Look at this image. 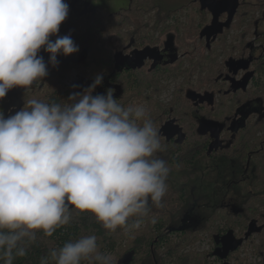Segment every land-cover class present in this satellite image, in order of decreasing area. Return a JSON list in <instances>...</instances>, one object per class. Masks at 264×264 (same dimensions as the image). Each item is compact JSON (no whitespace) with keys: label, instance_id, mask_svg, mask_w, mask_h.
<instances>
[{"label":"clouds","instance_id":"9594fccd","mask_svg":"<svg viewBox=\"0 0 264 264\" xmlns=\"http://www.w3.org/2000/svg\"><path fill=\"white\" fill-rule=\"evenodd\" d=\"M69 5L64 0H0V100L9 90L27 92L57 66V55L79 51L69 35L57 36ZM56 37L51 40L50 37ZM61 104L35 98L14 115L0 113V260L24 257L37 233L51 237L69 225L73 212L91 214L109 233L138 230L163 209L170 169L157 158L162 144L144 106L124 107L92 92ZM71 206V207H70ZM152 224L157 221L152 217ZM112 264L85 235L52 249L40 264Z\"/></svg>","mask_w":264,"mask_h":264},{"label":"flooded vegetation","instance_id":"af4514ba","mask_svg":"<svg viewBox=\"0 0 264 264\" xmlns=\"http://www.w3.org/2000/svg\"><path fill=\"white\" fill-rule=\"evenodd\" d=\"M118 1L120 0H64L69 5L68 15L75 20L98 14L102 9L114 16L128 9L132 2L126 0V6L114 5V2ZM107 4L111 7L106 8ZM156 4V9L143 13L141 18H134L137 25L143 20L142 27L120 28V31L126 34L136 33L129 37L124 47L118 45L117 32L113 28H110L111 32L103 41L96 43L99 50L103 48L106 51V58L110 60L111 71L114 73L110 71L101 75L97 71L96 75L93 73L88 77L84 76L82 68L90 57L87 47L78 46L79 51L69 56L57 55L58 63L55 67L48 64L49 54L41 49L38 55L43 56L45 64L54 69L53 73H48L27 92L23 88L9 90L5 98L0 100V113L7 119L20 111L29 99L46 102L49 97H54L49 90L51 80L57 81L64 88V91L56 93H60L63 104L73 93L86 91L97 75L102 76V83L95 88L92 95H105L108 89H113L115 99L121 94V87L114 80L116 73L125 76L156 74L157 80L167 85L168 82L181 78L172 91L176 85L183 87L184 98L192 105L188 116L193 124L187 127L171 114L160 115L158 135L163 142L181 146L194 129L195 135L206 139L207 146L205 158L196 163L193 179L186 186L188 204L179 214L178 225L180 228L201 229L207 225L215 212L237 218V223L233 225L235 228L226 227V221L213 222L212 226H219V230L213 233L200 232L199 239L193 244L194 248L189 246L187 250L206 255L207 264H264V208L259 204L250 207L246 198L248 193L253 197L264 195V186L260 185L264 177V129H260L261 126L264 128V72L259 68L264 56V33L259 32L258 20L264 3L248 0H191L188 4L184 3L180 9L168 12H162L160 5ZM240 9L248 10L246 23L238 29H233L235 14ZM215 18L216 25L222 27L216 26L217 34L208 38L206 34L203 35L204 30L213 25ZM86 23L77 19V25L82 30L85 29ZM182 24L186 27L193 26L194 33L199 30L197 41H205L203 54L195 56L186 50L187 47L183 44L185 38H182V35L189 36L188 32L185 33L186 27H181L178 34L176 27L173 28ZM168 26L170 27L166 28ZM222 32L225 35V48L216 49V61L209 62V65L222 66V70L207 87L198 89V73L201 74V80L208 70L205 68H210L199 57L211 54L212 47L219 40L217 35ZM231 35L237 37L231 40ZM183 47L185 53H180ZM163 69H166V72L160 75ZM172 91L167 101L162 99L163 91L159 96L160 102L168 103ZM187 94H190V98H187ZM201 97H204L203 100ZM139 100L147 106L144 99L136 98L132 103ZM233 105V115L228 116ZM249 123H255V132L246 136L244 129ZM166 135L170 136L168 140ZM240 141L244 142L242 147H246L241 155L238 153L240 144H237ZM233 150V156L229 157ZM172 174L174 173L168 177ZM196 182L204 185L205 190L210 192L208 203L190 205L191 190L194 188L190 189L188 186ZM181 186L176 188L180 189ZM221 193H224L222 198L219 196ZM250 209H257L256 213H249ZM187 210L191 212V217L184 214ZM170 212L164 207L162 213ZM205 241L211 248L196 249L195 244ZM126 258L128 259L120 258L114 264H124V261L130 259ZM154 264H159V260Z\"/></svg>","mask_w":264,"mask_h":264},{"label":"trees","instance_id":"16d2710c","mask_svg":"<svg viewBox=\"0 0 264 264\" xmlns=\"http://www.w3.org/2000/svg\"><path fill=\"white\" fill-rule=\"evenodd\" d=\"M157 7L158 5L155 0H132L128 9L120 11L121 14L118 13L113 16L102 9L100 13L91 15L90 17L77 18L81 22H87L84 30L77 25V19L75 20L74 17L67 15L65 21L60 25L57 36L69 35L75 45L89 49V60L86 66L82 68L84 76L88 77L89 74L92 75L93 73L96 75L98 74L97 71L101 75L109 73L112 70L110 60L106 58V51L103 48L99 50L96 43L99 40L103 41L106 35L111 32L110 28H113L117 32L118 45L124 47L129 37H133L136 33L126 34L120 31V28L123 29L130 26L142 27L143 20H140L141 24L137 25L134 18H141L143 13L150 12ZM248 14L247 9L244 11L240 9L235 14L236 20L232 28L238 29L243 23H246ZM201 22L204 21L201 20ZM250 25L251 23L249 24V28ZM175 27L176 33H180L182 29L181 25H175L173 28ZM184 30L185 33H189V36L195 37L199 34V30L196 33L193 32V26H187ZM217 37H219L218 43L212 47L211 54L207 53L199 57L207 65H209L210 61L212 63L216 61V49L225 48V35L223 32L218 34ZM50 39L55 40L56 37H50ZM211 65H209L210 68H205L208 70L201 80V74L198 73L199 83H197L196 88L207 87L222 70V66ZM259 68L264 72V56L261 58ZM165 72L166 69H163L160 75ZM111 73L114 72L111 71ZM114 76L117 85L121 87V94L116 98L118 103L124 107H128L133 106L132 100L136 98L147 101V118L152 121L157 132L160 125V115L171 114L182 124L187 125V127L193 124L192 119L188 116L192 110V105L184 98V90L181 85L175 86L172 91L171 100L165 104L160 102L159 96L168 88V85L161 81L159 82L156 74L149 75L142 73L125 76V74L116 73ZM50 84L49 90L54 97H49L46 99V102L55 100L61 103V95L60 93H56L64 91V88L55 80H51ZM233 99L234 97L231 100ZM230 110L227 114L228 116L233 115L234 105ZM202 115L204 116L205 114L203 113ZM254 124L249 123L245 127L246 136L252 135L251 132L254 131ZM260 129L264 128L261 126ZM187 136L188 139L181 146L163 142V139L160 138L163 150L156 153L157 158L166 161L170 169L169 174L178 173L183 181L181 188L177 189L172 180L169 177L167 178L168 191L163 198V202L164 207L171 211L170 213H155L153 212L155 208H153L152 213L142 225L143 227L134 233L132 232L133 234L131 233L129 237L124 236L123 238L122 230L117 229L116 232L109 233L91 214H77L73 212L72 222L58 229L53 236L45 237L42 233H37V239L27 248L26 255L24 257H15L13 264H40L41 258L48 256L52 249H59L65 243L75 241L85 235H95L97 237L98 251L102 254L114 253L116 255L115 262L120 258L128 259L126 257H129L130 259L124 261V264H154L158 260L159 264H207L206 255L194 250H187V248L199 239L200 232L213 233L217 229L219 230V226H212L213 222L226 221L225 223L228 225L226 227L235 228L233 225L237 223V218L228 214L224 215V213L215 212L213 217L206 223L207 225L201 229L192 227L180 228V225H178L179 214L188 204L189 195L186 186L193 179L196 163L206 156V139L195 135L194 129ZM237 144H240L238 153L241 155L243 149L246 147H242L244 145L242 141ZM234 152L235 150L229 153L228 156H233ZM260 185L261 187L264 186V177H262ZM219 196L222 198L224 193L219 194ZM246 198L249 200L250 207L253 208L255 204H259L264 208V195L253 197V195L248 193L246 194ZM256 210L250 209L249 213H256ZM152 217H155L157 221L155 224L150 222ZM84 261L82 260L81 264H84ZM0 264H3L2 260H0Z\"/></svg>","mask_w":264,"mask_h":264},{"label":"rangeland","instance_id":"374dc122","mask_svg":"<svg viewBox=\"0 0 264 264\" xmlns=\"http://www.w3.org/2000/svg\"><path fill=\"white\" fill-rule=\"evenodd\" d=\"M155 1H156V3H158L160 5V9H161L162 12H168V11H174V10L180 9L181 6L184 5V3L185 4L186 3L188 4V3H190L191 0H155ZM248 1L259 2V4L260 3L261 4L264 3V0H248ZM114 5H116V6H121V5L122 6H126L127 5V2H126V0H120L118 2H114ZM105 7L106 8H109V7H111V5L110 4H107V5H105ZM258 20H260L259 21V27H260L259 32L260 33H264V9L261 11L260 18ZM181 27L182 28H185L186 25H183L182 24ZM234 37H237V36L236 35H231L230 36L231 40H233ZM182 38H185L183 44L186 45V47H187L186 50L190 54L195 55V56H198V55H201V54H203L205 52V48H204V42L205 41L202 40L203 43L198 42L197 41L198 35H196L193 38H191L189 36H183L182 35ZM180 53H185L184 52V47L180 51ZM47 71L50 74V73H53L54 69H52L51 66H50V67L47 68ZM180 80H181V78L178 79V80H176L175 82H170V83L168 82V88L166 90H164L163 95H162V99L164 101H167L166 99H168L170 97V94H171V91L173 89V86L175 84H177ZM132 105L133 106H140V105H142V106L146 107L145 103L143 101H141V100L137 101V103H132ZM170 178H171L173 184L176 185V187H178L180 185H183V181L181 180L180 174L174 173V174H172L170 176ZM188 187L190 189L191 188H194L193 191L191 190V196H190L191 199L189 200L190 201V205H193V204L203 205V204H206V202L207 203L209 202V200L211 198V194H210V192H208V191L205 190L204 185L196 182V183L190 184ZM163 211H164V208L163 209H154L153 212L160 214V212H163ZM184 214L185 215H190V217L192 215L191 212L188 211V210ZM138 230H134L132 232L134 233L135 231H138ZM131 233H127L126 234L125 232H123V238H124V236L125 237H129V235ZM195 245H196V249H199V250H207V249L211 248V245L210 244H207L206 241L205 242H202V243L201 242L200 243H197ZM190 248L191 249L194 248V245H192ZM105 255H110L112 257V264H114L113 262H115L116 255H114V253L113 254H109L108 253V254H105ZM94 263H96V261H94L92 259H88V260H85L84 261V264H94Z\"/></svg>","mask_w":264,"mask_h":264},{"label":"water","instance_id":"95a60500","mask_svg":"<svg viewBox=\"0 0 264 264\" xmlns=\"http://www.w3.org/2000/svg\"><path fill=\"white\" fill-rule=\"evenodd\" d=\"M230 20V19H229ZM213 25L212 26H209L206 30H204V33H203V35L204 34H206L207 35V37L209 38L211 35H213V34H217V32H215V28H216V26H221L222 27V25H216V18L213 20V23H212ZM234 73H235V71H234ZM190 96V94L188 95L187 94V98H190L189 97ZM202 98V100H203V98L204 97H201ZM166 134V133H165ZM170 138V136H168V135H166V139L168 140ZM71 207V206H70Z\"/></svg>","mask_w":264,"mask_h":264}]
</instances>
